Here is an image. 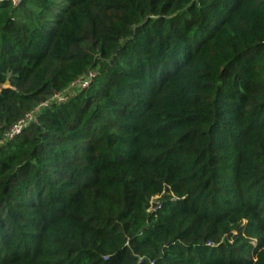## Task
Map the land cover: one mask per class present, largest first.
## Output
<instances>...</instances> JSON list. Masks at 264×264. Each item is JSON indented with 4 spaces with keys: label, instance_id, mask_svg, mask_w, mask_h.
Here are the masks:
<instances>
[{
    "label": "trees",
    "instance_id": "trees-1",
    "mask_svg": "<svg viewBox=\"0 0 264 264\" xmlns=\"http://www.w3.org/2000/svg\"><path fill=\"white\" fill-rule=\"evenodd\" d=\"M0 264H264V0H0Z\"/></svg>",
    "mask_w": 264,
    "mask_h": 264
},
{
    "label": "built area",
    "instance_id": "built-area-1",
    "mask_svg": "<svg viewBox=\"0 0 264 264\" xmlns=\"http://www.w3.org/2000/svg\"><path fill=\"white\" fill-rule=\"evenodd\" d=\"M9 2H11V4L13 5V6H17L20 2H21V0H8ZM85 86H87V83H86V81H84V84H82V87L84 88ZM63 94H65V93H63ZM63 94H59V95H56V96H54L52 99H51V102H55L57 99H59V98H62V95ZM63 102V101H62ZM42 107L44 106V107H47L48 106V104H43V105H41ZM32 121H35V119H34V114H30V115H27L26 117H25V119H23V120H21V121H19L10 131H9V133L7 134V137L9 138V139H12L13 138V136L14 135H17V134H19L21 131H22V129H24L27 125H28V123H30V122H32Z\"/></svg>",
    "mask_w": 264,
    "mask_h": 264
},
{
    "label": "rangeland",
    "instance_id": "rangeland-1",
    "mask_svg": "<svg viewBox=\"0 0 264 264\" xmlns=\"http://www.w3.org/2000/svg\"><path fill=\"white\" fill-rule=\"evenodd\" d=\"M82 84H84V81H82V80L76 82L65 94L62 95V98L57 99L53 103L58 104L64 100H66L69 95H74L75 93H77L78 91H80L83 88ZM43 107L40 105L39 107H37V109H42ZM158 202H159V199L154 198L151 202V208L156 207L158 205Z\"/></svg>",
    "mask_w": 264,
    "mask_h": 264
}]
</instances>
